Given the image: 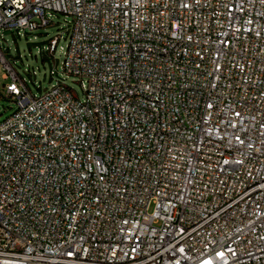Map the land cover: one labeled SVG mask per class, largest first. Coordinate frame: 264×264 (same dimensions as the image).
Wrapping results in <instances>:
<instances>
[{
  "label": "built area",
  "instance_id": "built-area-1",
  "mask_svg": "<svg viewBox=\"0 0 264 264\" xmlns=\"http://www.w3.org/2000/svg\"><path fill=\"white\" fill-rule=\"evenodd\" d=\"M54 13L85 97L5 65L0 264H264V0H0V38Z\"/></svg>",
  "mask_w": 264,
  "mask_h": 264
},
{
  "label": "rangeland",
  "instance_id": "rangeland-1",
  "mask_svg": "<svg viewBox=\"0 0 264 264\" xmlns=\"http://www.w3.org/2000/svg\"><path fill=\"white\" fill-rule=\"evenodd\" d=\"M70 17L54 13L53 25L26 31L22 35L13 32H3L0 38L2 53L5 55V64L0 63V122L4 121L15 111V103L8 96L5 84V65L11 64L22 77L28 90L33 95H41L54 85L61 83L68 86L80 100L85 97L82 78L69 74L64 68L65 50L69 43ZM69 25V29L66 27ZM59 37L57 50L51 55L46 47L51 40Z\"/></svg>",
  "mask_w": 264,
  "mask_h": 264
}]
</instances>
